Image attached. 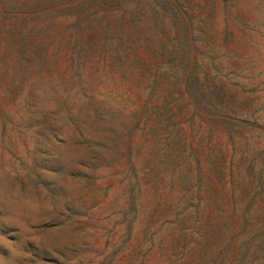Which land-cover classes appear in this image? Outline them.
I'll use <instances>...</instances> for the list:
<instances>
[{
    "label": "rangeland",
    "instance_id": "374dc122",
    "mask_svg": "<svg viewBox=\"0 0 264 264\" xmlns=\"http://www.w3.org/2000/svg\"><path fill=\"white\" fill-rule=\"evenodd\" d=\"M0 264H264V0H0Z\"/></svg>",
    "mask_w": 264,
    "mask_h": 264
}]
</instances>
